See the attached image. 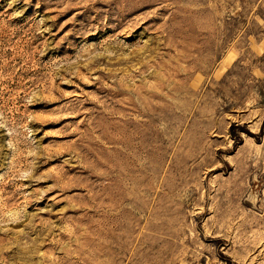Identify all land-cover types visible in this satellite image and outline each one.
Segmentation results:
<instances>
[{
    "label": "rangeland",
    "instance_id": "374dc122",
    "mask_svg": "<svg viewBox=\"0 0 264 264\" xmlns=\"http://www.w3.org/2000/svg\"><path fill=\"white\" fill-rule=\"evenodd\" d=\"M0 264H264V0H0Z\"/></svg>",
    "mask_w": 264,
    "mask_h": 264
}]
</instances>
